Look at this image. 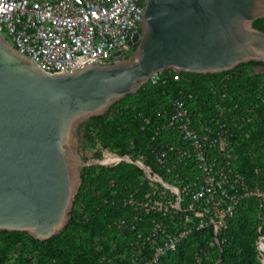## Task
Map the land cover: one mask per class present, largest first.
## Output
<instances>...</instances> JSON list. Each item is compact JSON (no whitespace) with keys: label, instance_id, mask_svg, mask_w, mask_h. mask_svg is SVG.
<instances>
[{"label":"water","instance_id":"obj_1","mask_svg":"<svg viewBox=\"0 0 264 264\" xmlns=\"http://www.w3.org/2000/svg\"><path fill=\"white\" fill-rule=\"evenodd\" d=\"M262 18L264 0H144L128 56L60 73L41 69L0 31V231L40 241L61 234L83 183L80 126L158 73L218 74L264 63V31L254 26ZM137 160L126 162L143 169Z\"/></svg>","mask_w":264,"mask_h":264},{"label":"trees","instance_id":"obj_2","mask_svg":"<svg viewBox=\"0 0 264 264\" xmlns=\"http://www.w3.org/2000/svg\"><path fill=\"white\" fill-rule=\"evenodd\" d=\"M254 26L264 31V18L256 20ZM260 64L264 65L251 61L218 74L180 73L181 79L177 81L173 78L176 72H163L158 83L148 82L136 94L113 104L108 114L92 117L80 126L83 155L92 159H102L105 153L132 159L141 157L154 173L165 181L179 183L182 188L198 175L197 167L192 160L175 165L171 173L160 168L154 148L178 142L180 137L175 131L159 137L155 131L172 116L174 101L184 93L192 94L187 104L195 125L207 122L219 128L225 124L234 136L223 153L230 156L232 168L244 176L250 189L264 191V74L254 72ZM243 115L250 117L251 122H243ZM224 154L220 157H226ZM82 170L83 183L63 232L40 241L25 232L0 231V264H4L18 244L37 252V264H109L104 257L120 264L129 263L137 253L133 245L137 236L128 229H119L118 220L138 214L143 219L139 223L142 228L156 219L169 232L187 225L183 211L163 215L138 205L139 201L159 203L177 199L170 190L150 180L138 165H93ZM131 194L133 204L127 203ZM192 204L182 194V209ZM190 216L193 221L199 219L194 213ZM218 238L220 246L214 241L213 226L193 229L158 264H264V252L259 248L260 241H264V202L261 205L255 197L241 199ZM145 246L143 261L151 257V249Z\"/></svg>","mask_w":264,"mask_h":264},{"label":"built area","instance_id":"obj_3","mask_svg":"<svg viewBox=\"0 0 264 264\" xmlns=\"http://www.w3.org/2000/svg\"><path fill=\"white\" fill-rule=\"evenodd\" d=\"M143 8L144 0H0V31L20 52L32 57L41 69L60 73L85 67L94 61L112 64L125 57L136 45L134 39L140 32ZM254 72L264 74V66L256 67ZM162 74H156L150 81L158 83ZM173 78L180 80V73L176 72ZM163 80L166 82L168 77ZM189 99L192 94L184 93L178 97L170 119L155 131L159 137L175 131L180 140L159 144L153 152L159 167L167 172L171 173L177 164L193 160L198 175L182 188L179 183H172L179 188H171L177 196L175 202H138L140 207L163 215L183 211L187 225L169 232L156 219L149 227L142 228L139 223L143 219L138 214L118 220L119 229H128L137 236L133 242L137 253L129 263L122 264H158L163 256L175 251L193 229L213 226L214 241L220 246L218 234L227 228L240 200L255 197L261 205L264 202V191L250 189L244 176L232 168L230 156L223 153L230 147L233 132L225 124L214 128L206 122L197 127L187 104ZM241 119L243 122L252 120L245 115ZM145 121L149 123L148 119ZM212 151L217 155L211 156ZM222 154L226 157H220ZM142 170L147 177L152 174L162 180L145 163ZM176 177L180 178L178 174ZM182 194L193 201L184 210ZM127 203H134L132 194ZM190 213L199 219L193 221ZM145 245L151 249V257L143 261ZM259 248L264 252L263 240ZM37 255L18 244L11 249L4 264H37ZM104 260L109 264H120L111 258L104 257Z\"/></svg>","mask_w":264,"mask_h":264},{"label":"rangeland","instance_id":"obj_4","mask_svg":"<svg viewBox=\"0 0 264 264\" xmlns=\"http://www.w3.org/2000/svg\"><path fill=\"white\" fill-rule=\"evenodd\" d=\"M80 154H81V157H80V169H83L84 167H87V166H93V165H101V166H104V167H113V166H115V165H117L119 163H127L126 162L127 160H125L123 162H117L116 159L119 157V156H117V154L116 155H107V156H105L106 154H111V153H105L104 154L105 158H103L104 157L103 156L102 159H92L89 156L83 155V153L81 151H80ZM124 157H127V156H124ZM136 159H142V158L138 157ZM137 162L140 163L141 161L137 160ZM162 180L164 182H166V183H170L168 181H165L163 178H162ZM157 183L160 185L159 182H157ZM173 183H175V182H173ZM162 187H164V186H162ZM164 188L170 190L174 194V192L172 191L171 188H167V187H164ZM161 194H164V192H161Z\"/></svg>","mask_w":264,"mask_h":264},{"label":"bare ground","instance_id":"obj_5","mask_svg":"<svg viewBox=\"0 0 264 264\" xmlns=\"http://www.w3.org/2000/svg\"><path fill=\"white\" fill-rule=\"evenodd\" d=\"M129 159H131V158H129V157H118L117 159H116V161L117 162H123V161H125V160H129ZM140 164H143L144 165V163L143 162H140ZM167 185V184H166ZM168 187H170L169 185H167Z\"/></svg>","mask_w":264,"mask_h":264},{"label":"flooded vegetation","instance_id":"obj_6","mask_svg":"<svg viewBox=\"0 0 264 264\" xmlns=\"http://www.w3.org/2000/svg\"><path fill=\"white\" fill-rule=\"evenodd\" d=\"M134 47V46H133ZM129 54L128 53H126V56H128Z\"/></svg>","mask_w":264,"mask_h":264}]
</instances>
